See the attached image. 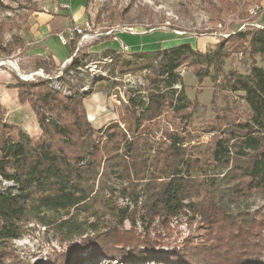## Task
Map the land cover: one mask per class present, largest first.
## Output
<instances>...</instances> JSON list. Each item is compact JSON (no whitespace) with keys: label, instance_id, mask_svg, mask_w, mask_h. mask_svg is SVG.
<instances>
[{"label":"trees","instance_id":"16d2710c","mask_svg":"<svg viewBox=\"0 0 264 264\" xmlns=\"http://www.w3.org/2000/svg\"><path fill=\"white\" fill-rule=\"evenodd\" d=\"M218 1L208 6L213 22L238 10L240 19L250 17L246 8L261 2ZM252 19L207 51L189 42L96 56L80 48L61 83L53 81L67 94L48 78L9 83L36 113L41 139L32 143L0 116V178L9 182L0 186V264H264V67L256 62L264 61V27ZM238 53L246 72L225 68ZM34 60L35 68L55 67L49 57ZM183 67L198 82L210 79L211 102L226 99L221 108L213 104L202 142L192 132L200 101L177 87ZM142 70L146 89L126 86L119 118L94 127L82 106L91 82L115 86ZM230 98L246 112L233 114ZM174 217L195 222L197 233L168 242ZM35 226L68 247L37 262L23 257L13 240Z\"/></svg>","mask_w":264,"mask_h":264},{"label":"rangeland","instance_id":"374dc122","mask_svg":"<svg viewBox=\"0 0 264 264\" xmlns=\"http://www.w3.org/2000/svg\"><path fill=\"white\" fill-rule=\"evenodd\" d=\"M215 1L219 2L218 0H86L85 13H88L89 16L90 30L87 29L85 22L75 23L69 13L66 16L70 20L69 27L74 25L80 28L86 27L85 30L94 37L85 42L80 50L82 52H87L84 49L95 44L99 39L111 37L113 33H108L111 30L113 32L116 31L114 40L111 38L106 44V46L111 48L118 47L120 42L126 44L132 51L139 49L154 50L180 42H189L193 47L207 51L220 38L227 37L238 29L243 20H248L252 16V21L257 22L255 20L257 15H249L250 17L240 19L238 17L240 10L225 14V16H222V21L213 22L211 18L215 17V12H212L208 6ZM80 2L81 0H71L70 3L75 7ZM237 2L241 5L243 0H237ZM63 3L68 4L65 0H0V116L3 121L19 126L32 138V143L41 139V128L36 113L28 103L22 104L19 102L17 89L10 87L8 84L13 83L16 77L23 81L48 78L51 79L50 86L57 89L55 87L56 82L54 84L53 81H59L55 77L59 66L50 70H45L42 67L35 68L36 60H34V56L28 55V53L31 48L37 47L35 43H32L35 42V39H33L35 13L52 12L55 6L61 8L57 4ZM251 6L253 5L246 8L247 12ZM255 10V14H257L259 7ZM252 14L254 13L252 12ZM233 19H236L237 22L230 24ZM261 20H264V13L261 16ZM124 26L134 27L136 31L141 33L131 34L117 31V29ZM76 38L79 40L80 35H77ZM19 45L20 47H18ZM27 47H29V50H27ZM15 59H18V64ZM13 61L16 63L17 70L12 66ZM69 62L70 59H68ZM256 62L261 67H264V61L259 56L256 57ZM85 68H80V70L83 71ZM225 68H235L240 72L248 70V66L240 57V53L228 58ZM37 69H42L43 76L36 74L30 79H23L25 75H29ZM93 69L94 66L90 68V70ZM146 73L147 70H142L141 72H135V74H126L119 79L118 84L115 86H113V83L106 84L105 81H98L96 86L91 82L90 93L83 98L84 101L82 102L86 117L91 124L94 127H101L112 120H117L122 114L123 104L126 103L125 87L134 86L135 84L139 89L145 90V85L147 84ZM180 74L182 75L183 86L179 84L177 87L179 89L183 87L188 98L192 99L196 96L200 101L201 105L194 113V130L192 132L199 136L200 142H202L201 140L205 141L208 139V135L203 133L202 130L206 128L208 121L214 115L215 109L212 106L215 104L221 108L224 106L226 99L221 94H218L214 103L211 102L213 88L209 78L198 82L192 70L184 69V67L180 69ZM62 75L63 69H61ZM72 75L70 73V78L73 77ZM131 75H134L133 82L126 78ZM58 83L60 84L61 82ZM57 90L63 94L68 93L63 86ZM112 94L114 100L111 98ZM230 96L231 98L233 97V95ZM231 98L229 104L236 108L233 109V114H244L246 112L245 104L241 100L234 104ZM145 101L147 102L148 99ZM47 118L50 119L52 116L47 114ZM120 125L123 126L121 123ZM157 126L160 129L162 123L158 122ZM206 144L204 143L202 146ZM5 185H8V182L0 178V186ZM169 225L174 231L167 239L168 242L173 241L177 234L197 233L195 222L189 224L183 219L174 217ZM124 226L128 228L129 223L125 222ZM35 227L36 230H33L30 235L13 240L16 251L23 257L27 256L31 262L43 259L45 255L50 253L52 248L68 247L65 241L60 244L59 239L52 231L47 232L41 226L39 228ZM141 228L137 226L138 231ZM150 234L153 235V232H150ZM72 242L76 241L73 240ZM101 262L97 261L94 264H109L104 261Z\"/></svg>","mask_w":264,"mask_h":264},{"label":"crops","instance_id":"0c3cea01","mask_svg":"<svg viewBox=\"0 0 264 264\" xmlns=\"http://www.w3.org/2000/svg\"><path fill=\"white\" fill-rule=\"evenodd\" d=\"M65 2H67L69 5L68 9L62 7V5L64 4L63 3L57 4L61 6V8L55 6L52 12L43 11L35 13V28H33V39H35V42L32 43H35L37 47H34L33 49L31 48L30 50L29 47H27V50H29L28 55L49 57L50 60L54 63L55 68L60 66L69 57L73 56L76 49V46L74 49L72 48L70 41L67 43H63L58 37L59 33L64 32V30L69 27L70 20L67 19L68 17L66 16V14L69 13L75 23H82V21L85 23L90 22L88 13H85V8L87 7V4H85L86 0H81V2L75 7L70 3L71 0H65ZM259 5H264V0H261ZM263 13L264 12L259 13L257 17H255V20L257 21V23L264 27V20H261V16ZM111 38L114 40L115 34H113L111 37L109 36L101 40L99 39L98 42L89 47H86L84 50H87L88 53L95 56L100 55L105 50H120L119 46L115 48L106 46L108 40ZM129 50L131 51L130 48ZM15 60H17V63L18 59Z\"/></svg>","mask_w":264,"mask_h":264},{"label":"built area","instance_id":"2783aa9c","mask_svg":"<svg viewBox=\"0 0 264 264\" xmlns=\"http://www.w3.org/2000/svg\"><path fill=\"white\" fill-rule=\"evenodd\" d=\"M62 6H63L64 8H65V7H67V8L69 7L68 4H63ZM252 7H259V13L264 12V5L255 4V5L251 6V7L248 9V12H249L250 15H253V16H254V15H258V14H252ZM249 23H250L251 25L255 26V27H263V26H261L259 23L255 22V21H252V22H249ZM249 23H248V24H249ZM85 24H86L87 29L90 30V28H89V23L86 22ZM244 26H245V24L242 23V24L239 26L238 29H242V28H244ZM86 27H84V28H80V27H78L77 25H74V26H72V27H69L65 32H61V33L59 34L58 37H59V39L61 40V42H63V43H67V42H69V41H71V40H74V39L76 38L77 35H80L79 40L76 38V39H77V40H76V49H75V53H76L81 47H83V45L85 44V42H86L88 39H90V38H91V39L94 38V37H92V36H93L92 34L88 33L87 30H85ZM117 31L129 32V33H131V34H138V33H141L140 31H136V29H134V27H128V26L121 27V28L117 29ZM115 32H116V31L113 32V30L108 31V33H113V34H114ZM91 35H92V36H91ZM100 35H101V34H100ZM119 48H120V50H128V49H129L128 46H126V45L123 44V43H120V44H119ZM75 53H74V54H75ZM70 58H71V57H69L68 59H70ZM68 59H67L65 62H63V63L59 66V68H58V70H57V72H56V74H55V77H57V78H60V77H61V69H63V68L65 67V65L68 63ZM12 66H13L16 70L18 69L17 66H16V64L12 63ZM36 74L43 76L44 73H43L42 69H37V70H34V72L31 73V74H29V75H25V76L23 77V79H30V78L33 77V75H36ZM133 77H134V75H131V76H127L126 78L130 79L131 82H133V79H134ZM111 98L114 100V98H113V94H112ZM8 184H9V182H8Z\"/></svg>","mask_w":264,"mask_h":264},{"label":"bare ground","instance_id":"6f19581e","mask_svg":"<svg viewBox=\"0 0 264 264\" xmlns=\"http://www.w3.org/2000/svg\"><path fill=\"white\" fill-rule=\"evenodd\" d=\"M257 7H254V8H252V12L255 14V12H256V9ZM71 58H72V56H71ZM71 58H70V60H71ZM13 63H15L14 61H13ZM16 64V63H15Z\"/></svg>","mask_w":264,"mask_h":264},{"label":"water","instance_id":"95a60500","mask_svg":"<svg viewBox=\"0 0 264 264\" xmlns=\"http://www.w3.org/2000/svg\"><path fill=\"white\" fill-rule=\"evenodd\" d=\"M15 64V63H14Z\"/></svg>","mask_w":264,"mask_h":264}]
</instances>
